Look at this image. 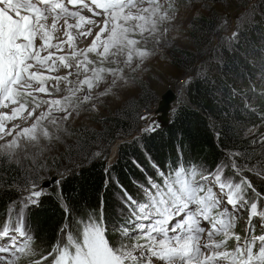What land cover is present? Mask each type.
I'll use <instances>...</instances> for the list:
<instances>
[{"label": "snow or ice", "instance_id": "6c2138e0", "mask_svg": "<svg viewBox=\"0 0 264 264\" xmlns=\"http://www.w3.org/2000/svg\"><path fill=\"white\" fill-rule=\"evenodd\" d=\"M93 6L102 12L93 11ZM84 9L93 16L102 15L103 26L82 15ZM176 10L174 0H0V109L14 106L11 114L0 112V140L12 137L0 145V167L14 162L21 139L25 147L29 143L38 145L41 138L49 142L53 138L59 140L58 133L66 129L61 128L54 113L63 112L62 119L67 121L74 111L92 100L93 88L107 83L108 77L112 78L111 84L100 96L110 94L118 81L127 85L129 77L139 72L153 55L148 43H160L161 28L175 19ZM69 18L76 22L69 23ZM60 19H64L66 39L53 43L54 33L60 30ZM86 24L98 27L99 31L86 49H78L77 37L92 35V28L81 31ZM72 29L77 30L76 35ZM167 31L163 28V33ZM236 36L234 32L230 39ZM37 39L41 41L39 47ZM64 45L70 49L67 55L56 56L49 51L53 48L63 51ZM41 52L48 54L41 56ZM90 53L95 59L90 58ZM37 66L46 67L49 72L59 71L61 67L70 71L65 76L44 75ZM73 68L75 72L71 71ZM72 76L76 79H70ZM49 80L55 81L52 85L55 92L61 91L60 83L64 82L66 94L58 99H41L35 95H52L46 86ZM190 81L188 78L185 83ZM34 83L38 86L33 87ZM43 105L47 108L36 115ZM33 117L26 127L7 128L5 123ZM142 131L149 133L155 127L149 124ZM149 162L156 169L158 179L147 177L146 186L138 185L141 200L119 185L127 215L122 213L123 222L113 229L117 241L109 238L101 208L98 216L90 212L86 219L63 224L59 229L61 238L46 255L31 264L44 261L48 264H264V205L260 204L264 194L243 175L244 169L232 162L231 167L240 176L237 181L234 177H224L225 165L207 173L196 165L188 168L178 165L165 172L150 157ZM247 171L264 176V172L255 168ZM248 190L252 193L250 197ZM24 191L28 195L10 203L6 219L0 225V264H19L22 257L35 255L33 236L26 230L25 210L38 203L42 190L32 181ZM222 204L226 206L221 207ZM244 212L248 213V219L242 238L234 229ZM70 214L65 208L66 220ZM256 217L260 218V235L255 234L253 218ZM205 235L207 243L201 245ZM230 240L235 242L232 247Z\"/></svg>", "mask_w": 264, "mask_h": 264}, {"label": "trees", "instance_id": "16d2710c", "mask_svg": "<svg viewBox=\"0 0 264 264\" xmlns=\"http://www.w3.org/2000/svg\"><path fill=\"white\" fill-rule=\"evenodd\" d=\"M217 29L218 20L212 15H200L189 25L188 35L194 50H183L182 54L192 65L203 63V68L185 84L187 100L172 110L167 127L156 122L155 131L143 132L131 140L136 116L144 108L133 105L129 111L122 109L108 118L99 137L91 133L80 136L79 165L57 174L61 176L59 185L45 190L38 203L25 210V225L33 236L35 255L22 257L19 264L40 260L61 238L59 229L63 224L86 219L90 212L98 216L101 208L109 238L117 241L113 229L123 222L122 211L125 216L127 213L119 185L135 199H141L136 182L144 183L147 176L158 179L149 157L165 172L178 165L185 168L196 165L207 173L232 160L244 169L243 175L256 190L264 194V176L247 171L255 168L264 172V144L257 146L252 136L254 129L264 127V0L255 1L248 19L238 27L235 39L222 41L216 48L213 38ZM120 139L124 141L118 146L115 160L108 165V153L104 149L109 150ZM229 169L234 173L231 164ZM30 183L24 180L16 164L0 167V225L6 219L10 203L25 196L23 191ZM247 194L250 197L251 190ZM260 204L264 205V200ZM18 207L19 204L16 210ZM65 208L71 213L67 220ZM261 232L257 228L255 234Z\"/></svg>", "mask_w": 264, "mask_h": 264}, {"label": "rangeland", "instance_id": "374dc122", "mask_svg": "<svg viewBox=\"0 0 264 264\" xmlns=\"http://www.w3.org/2000/svg\"><path fill=\"white\" fill-rule=\"evenodd\" d=\"M255 1L256 0H214L212 2L194 1L184 3L181 0H174L177 9L173 13L175 19L170 23L164 24L161 28L160 43L158 45H156L154 41L148 43L147 47L153 51V55L144 62L139 72L133 73L129 77V83L127 85H124L122 81H118L116 86L112 88L110 94L100 96L99 93L104 92L111 84L112 78L108 77L107 83H101L99 87L93 88L92 100L74 111L67 121H63L62 119L64 116L63 112L54 113L60 120L61 128L66 129V131L61 130L58 133L60 137L59 140L53 138L51 142H49L41 138L38 145L29 143L27 147H25V141L21 139V146L16 150L13 163L21 168L24 180L26 182H40L39 190H42V195H44L45 190L48 189L41 188L43 182H49L53 177L61 179V176L57 174L65 173L67 167H76L79 165V155L81 152L79 146L80 136L85 133H91L95 138L99 137V134H101L107 125L108 118L119 114L122 109L129 111L133 105H135V107L140 105L144 107L136 116L137 125L135 131L130 136L131 140L139 138L141 134H143L142 129L148 125V123H146L147 120L142 121L139 117L152 111L155 113L161 100V96L168 90L176 91L178 96L177 101L173 104L172 110L180 102L186 101L185 81L200 72L203 68V63L198 62L197 64L192 65L182 54L183 50H194L188 35V28L192 21L200 15H212L218 20L217 33L213 38V47L217 48L219 43L232 38L233 33H236L238 27L245 23L253 10ZM93 11L102 12V10H97L95 8H93ZM91 18L98 22L101 27L103 26L104 17L102 15L93 16V13L91 12ZM225 20L227 21L226 24L224 23ZM163 28L168 29L166 34L163 33ZM93 31L96 34V32L99 31V28L96 27ZM92 40L93 39H88L85 45L81 44V47L78 49H84V46H89ZM53 50L54 51L51 52L56 55H67L70 52L69 50L55 52L54 48ZM45 54L47 55L48 53L45 52ZM89 56L90 58L95 59L94 54L90 53ZM39 71L44 75L65 76L70 70L61 67L59 68V71L49 72L47 68L44 67L40 68ZM71 71L75 72V68L71 69ZM125 75H128L127 69L125 70ZM132 77L135 78L133 79ZM82 78L83 77L81 76V79ZM70 79L75 80L76 77L72 76ZM54 83L55 81L52 80L46 82V86L52 91L51 96H48L45 93H35V95L41 99H58L64 96L66 94L63 91L65 83H60V92L52 90V85ZM37 86L38 85L34 83L33 87ZM84 94L85 93H80L81 96ZM93 105L95 106V110H93ZM11 107L14 106L2 108L0 109V112L11 114ZM28 108L31 110L32 105L29 104ZM46 108L47 105H43L40 109H37L36 115H39V113ZM23 115L27 116V112H24ZM34 119L35 117L25 121L23 118H18L12 121H6L5 123L7 128H12L13 125L26 127L29 126ZM156 122L159 123L154 114V116L150 118L149 123L155 125ZM13 135H15V133H13ZM252 136L253 140L257 143L256 145L262 146V144H264V127H261L258 131L254 129L252 131ZM11 139V136H6L4 140H0V145H3L7 140ZM123 141L124 140L122 139L118 140L109 148V150L105 147L104 151L108 153V165L110 164L109 162L111 161L112 163V160L114 159L113 154L114 151L117 150V146L122 144ZM94 144L95 143H93V145ZM103 146H105V144ZM230 164H232V160L221 163V165L226 166L224 169V177H234L235 180L239 181L240 176L236 175L235 172H231L229 169ZM154 172L156 174V169H154ZM59 181L53 185L58 186ZM138 185L146 186L147 178L144 183L141 181L136 182V186L140 190ZM139 192L141 193V190ZM23 193L28 195L27 191H23ZM142 198L143 196H141V199ZM136 199L141 200L138 197H136ZM225 206L226 205L224 204L221 205V207ZM228 207L229 210H231L230 206ZM122 213L125 215L124 210ZM247 219L248 213L244 212L238 219L234 229V231L242 238L244 237L243 233H245L247 228ZM253 223L255 224L256 229L258 228L261 230L259 217L253 218ZM202 226L207 227V225ZM237 226L240 228L238 229ZM26 230L28 231L27 228ZM260 234H262V232ZM205 243H207L206 235L200 240L201 245H204ZM229 243L234 245L235 242L230 240ZM43 264H47L46 261H44Z\"/></svg>", "mask_w": 264, "mask_h": 264}, {"label": "water", "instance_id": "95a60500", "mask_svg": "<svg viewBox=\"0 0 264 264\" xmlns=\"http://www.w3.org/2000/svg\"><path fill=\"white\" fill-rule=\"evenodd\" d=\"M177 92L174 90H168L161 96V100L155 111V115L162 127H167L170 123V113L172 112L173 104L177 101ZM118 148V146H117ZM59 180L58 177H53L49 182H43L42 189H50L53 184H56Z\"/></svg>", "mask_w": 264, "mask_h": 264}, {"label": "bare ground", "instance_id": "6f19581e", "mask_svg": "<svg viewBox=\"0 0 264 264\" xmlns=\"http://www.w3.org/2000/svg\"><path fill=\"white\" fill-rule=\"evenodd\" d=\"M87 14H88V12H87ZM91 14V13H90ZM86 17H89V16H86ZM68 22L69 23H75L76 22V20H73V19H71V18H69V20H68ZM48 23H49V25H51V23H52V19H51V17L49 18V21H48ZM98 23V22H97ZM58 28L60 29L58 32H56V33H54V39H53V43H56L58 40H65L66 39V37L63 35V33H64V31H65V28H66V26H65V24H64V19H60L59 21H58ZM88 28H92V35L91 36H87V37H77V39H76V48H80L81 47V44L82 45H85V43H86V41L89 39H94V36H95V33H94V31H93V29L94 28H96L94 25H88V24H86V25H84V27L81 29V31H84V30H87ZM76 29H72V32H73V35H76ZM39 39H37V41H36V44H37V47H39V45H40V43H41V41H40V43H39ZM39 43V44H38ZM88 46H84V49H86ZM63 50H69L70 51V49H69V47H68V45H64V48H63ZM49 51H54L53 49H49ZM55 52H60V51H58L57 49H55ZM41 56H46V54H45V52H41ZM56 56H59V55H56ZM39 69L40 68H44L43 66H37ZM33 70H35V69H33Z\"/></svg>", "mask_w": 264, "mask_h": 264}, {"label": "built area", "instance_id": "2783aa9c", "mask_svg": "<svg viewBox=\"0 0 264 264\" xmlns=\"http://www.w3.org/2000/svg\"><path fill=\"white\" fill-rule=\"evenodd\" d=\"M147 114V113H146ZM146 114H144L143 116H145ZM143 121V120H142Z\"/></svg>", "mask_w": 264, "mask_h": 264}]
</instances>
